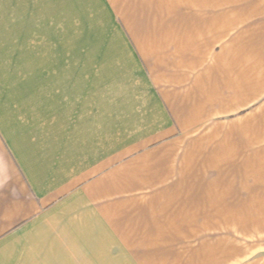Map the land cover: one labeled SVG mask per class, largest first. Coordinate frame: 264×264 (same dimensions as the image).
I'll use <instances>...</instances> for the list:
<instances>
[{"label": "crops", "instance_id": "1", "mask_svg": "<svg viewBox=\"0 0 264 264\" xmlns=\"http://www.w3.org/2000/svg\"><path fill=\"white\" fill-rule=\"evenodd\" d=\"M70 3L113 22L74 42ZM12 29L0 264H228L214 230L264 226V0H0Z\"/></svg>", "mask_w": 264, "mask_h": 264}, {"label": "rangeland", "instance_id": "2", "mask_svg": "<svg viewBox=\"0 0 264 264\" xmlns=\"http://www.w3.org/2000/svg\"><path fill=\"white\" fill-rule=\"evenodd\" d=\"M69 7V17L63 26L68 27L69 38H73L74 42L79 38L82 42L91 41L93 37L90 34L91 28L107 27L114 19L103 3H70ZM12 30L6 31L7 33L0 37V91L20 90L19 85L22 86V84L15 79L22 82L19 77L33 73L29 66L30 60L35 56L33 44H30L32 42L29 40L32 36H29L27 32L24 33L27 31L25 29H20L18 33ZM77 31L81 32L84 37L82 35L78 37ZM54 37L59 38L55 35ZM52 39L53 42L57 41ZM232 223L227 230L224 228L213 232L215 240L220 235H222L220 238L227 240L230 249L228 264H264V226L255 225L248 219L235 220ZM221 245L225 246L224 243ZM213 246L217 245L213 243Z\"/></svg>", "mask_w": 264, "mask_h": 264}]
</instances>
